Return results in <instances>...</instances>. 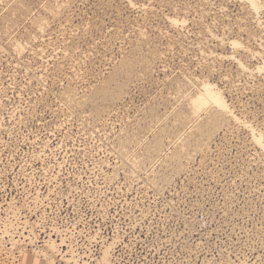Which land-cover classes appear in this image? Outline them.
Segmentation results:
<instances>
[{
	"label": "rangeland",
	"instance_id": "rangeland-1",
	"mask_svg": "<svg viewBox=\"0 0 264 264\" xmlns=\"http://www.w3.org/2000/svg\"><path fill=\"white\" fill-rule=\"evenodd\" d=\"M257 1L0 0V264H264Z\"/></svg>",
	"mask_w": 264,
	"mask_h": 264
},
{
	"label": "bare ground",
	"instance_id": "bare-ground-1",
	"mask_svg": "<svg viewBox=\"0 0 264 264\" xmlns=\"http://www.w3.org/2000/svg\"><path fill=\"white\" fill-rule=\"evenodd\" d=\"M249 2L251 3V5L253 6L254 9H258L259 6V2L257 0H249ZM174 23V21H173ZM174 24H177V23H174ZM234 46L235 43L233 44ZM233 48V46H232ZM264 69V62H263V67H260L259 69ZM204 89H203V93L200 94L198 97L196 95V98H194V100L190 99L191 101V105H190V110L192 109V112H191V115L194 117V118H198L199 114L201 112H205L207 111L208 114L210 112L211 114V120H210V124L212 125L213 128L215 127H219L220 124L224 123V120L228 117H231V111H230V106L227 105V101H225L224 97L220 94L221 92L218 91V89L216 87H213L209 84H205L204 86ZM201 89V88H200ZM192 98V97H191ZM206 113V112H205ZM214 113V114H213ZM185 118V117H184ZM210 118V117H209ZM181 119V118H180ZM193 120V118H190V120ZM202 119V118H201ZM200 119V121H201ZM186 120V119H185ZM190 120H189V123H190ZM191 120V121H192ZM203 120V119H202ZM209 121V120H208ZM223 121V122H222ZM196 122V121H195ZM209 123V122H208ZM244 123V122H243ZM245 124V123H244ZM223 125V124H222ZM207 126V125H206ZM197 127V126H196ZM211 127V126H209ZM250 128V127H249ZM191 135V134H190ZM189 135V136H190ZM205 135V134H204ZM203 135V136H204ZM262 135V134H261ZM161 136V135H160ZM210 136V135H209ZM255 136V134H254ZM258 136L260 137V135L258 134ZM258 137V138H259ZM264 138V136H262ZM254 140L256 142H259L263 147H264V144H263V141H261V139H256L254 137ZM259 140V141H258ZM189 141V140H188ZM203 143V142H202ZM178 144V143H177ZM183 144V143H182ZM199 144V143H198ZM205 145V144H204ZM207 145V143H206ZM184 150V149H183ZM186 150V149H185ZM201 150V149H200ZM199 150V151H200ZM181 153H184L183 151ZM183 156V155H182ZM190 156V155H189ZM190 158V157H189ZM46 243V242H44ZM62 243V242H61ZM47 246H45L46 248L42 249V247H39L42 249V251L39 249L38 251V254L34 255V254H24V253H19L18 256L21 258H18L16 255L15 257L18 258L15 259L17 260V264H41L42 261H45L46 264H54L57 260V257H62L61 260L65 261V263L67 264L68 262H70L71 260L69 259H65V255L61 256L60 254L61 253V250L60 248L58 249L57 246L55 245V241L54 240H49L48 241V244H45ZM61 246V244H60ZM59 246V247H60ZM44 247V246H43ZM57 249V251H56ZM34 250V249H33ZM34 252H37V249L34 250ZM13 255V254H12ZM10 255V256H12ZM26 255V256H25ZM106 255L105 257V260L107 259V254H104V256ZM41 256V257H40ZM14 257V256H13ZM104 258V257H103ZM100 259V260H104V259ZM60 260V261H61ZM104 260V261H105ZM103 261V262H104ZM13 262V261H12ZM58 262V261H57ZM100 262V261H99ZM98 262V263H99ZM64 263V264H65ZM105 263V262H104ZM10 264V262L8 263Z\"/></svg>",
	"mask_w": 264,
	"mask_h": 264
}]
</instances>
